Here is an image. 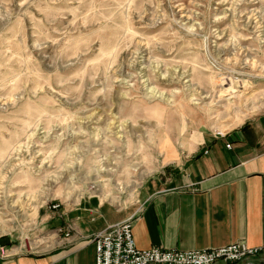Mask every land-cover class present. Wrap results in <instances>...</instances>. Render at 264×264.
I'll list each match as a JSON object with an SVG mask.
<instances>
[{"label":"rangeland","instance_id":"1","mask_svg":"<svg viewBox=\"0 0 264 264\" xmlns=\"http://www.w3.org/2000/svg\"><path fill=\"white\" fill-rule=\"evenodd\" d=\"M262 111L264 0H0V242L48 249L50 212Z\"/></svg>","mask_w":264,"mask_h":264},{"label":"crops","instance_id":"2","mask_svg":"<svg viewBox=\"0 0 264 264\" xmlns=\"http://www.w3.org/2000/svg\"><path fill=\"white\" fill-rule=\"evenodd\" d=\"M184 140H167L161 170L129 203L79 201L52 211L44 218L51 246L23 250L3 240L0 264H95L91 236L127 220L140 250L264 245V111L224 134L203 131ZM213 264H264V253Z\"/></svg>","mask_w":264,"mask_h":264},{"label":"built area","instance_id":"3","mask_svg":"<svg viewBox=\"0 0 264 264\" xmlns=\"http://www.w3.org/2000/svg\"><path fill=\"white\" fill-rule=\"evenodd\" d=\"M227 147H230L227 145ZM59 204L52 205L56 210ZM60 233L69 234L63 229ZM95 246V264H213L237 262L243 258L264 253V245L249 247L244 242H236L219 248L177 251L136 247L129 220L109 226L106 230L91 236Z\"/></svg>","mask_w":264,"mask_h":264}]
</instances>
